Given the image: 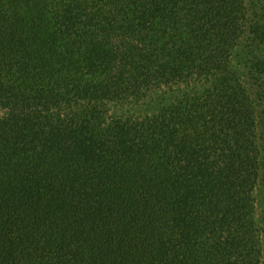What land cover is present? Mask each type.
Segmentation results:
<instances>
[{"label": "trees", "instance_id": "trees-1", "mask_svg": "<svg viewBox=\"0 0 264 264\" xmlns=\"http://www.w3.org/2000/svg\"><path fill=\"white\" fill-rule=\"evenodd\" d=\"M255 4L0 0V264H264Z\"/></svg>", "mask_w": 264, "mask_h": 264}, {"label": "rangeland", "instance_id": "rangeland-1", "mask_svg": "<svg viewBox=\"0 0 264 264\" xmlns=\"http://www.w3.org/2000/svg\"><path fill=\"white\" fill-rule=\"evenodd\" d=\"M247 3H250V0H246ZM255 6L254 7L256 10V17H260V20H264V0H255ZM255 18V17H254ZM262 24V23H261ZM264 24V21H263ZM238 50V49H236ZM242 58L243 55L239 52L236 53V55L234 56V60L239 64L238 65V69L239 71H243V73L241 74V76H243V82L245 83L248 91H251L252 97H254L255 99V108H256V119L258 121V129L262 128L261 130H263V125H264V98L262 97V95L257 94L256 95V89L258 90L257 85H253V82L250 80V76L248 74V68L245 67V64L242 63ZM245 72V73H244ZM256 88V89H255ZM256 193H255V203H256V217L257 219L260 221H262V219H264V189L261 188V186H257L255 189ZM262 227L261 230V239H262V244H263V248H264V222H261L260 224ZM264 250V249H263ZM264 254V253H263ZM263 255L260 254L259 255V260L260 262H264V257H262Z\"/></svg>", "mask_w": 264, "mask_h": 264}]
</instances>
